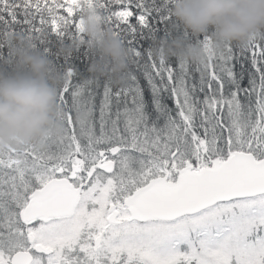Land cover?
I'll use <instances>...</instances> for the list:
<instances>
[{
    "label": "snow or ice",
    "instance_id": "snow-or-ice-1",
    "mask_svg": "<svg viewBox=\"0 0 264 264\" xmlns=\"http://www.w3.org/2000/svg\"><path fill=\"white\" fill-rule=\"evenodd\" d=\"M173 3L0 0V59L18 32L64 78L62 133L0 148V264H264V36L218 47ZM88 8L132 53L122 83L59 54ZM177 38L204 61L157 51Z\"/></svg>",
    "mask_w": 264,
    "mask_h": 264
},
{
    "label": "clouds",
    "instance_id": "clouds-1",
    "mask_svg": "<svg viewBox=\"0 0 264 264\" xmlns=\"http://www.w3.org/2000/svg\"><path fill=\"white\" fill-rule=\"evenodd\" d=\"M172 16L193 36L211 34L218 47L226 43H247L254 36H264V0H174ZM86 40L58 47L61 56L75 54L77 47H88L93 60L90 74L103 79L112 76L122 83L132 61L126 45L107 28L94 8L84 14ZM15 73L0 67V148L26 144L44 146L47 137L63 131L57 103L58 87L63 75L52 59L28 43L24 36L7 37ZM165 55L201 63L204 51L194 42L177 38L157 42Z\"/></svg>",
    "mask_w": 264,
    "mask_h": 264
},
{
    "label": "trees",
    "instance_id": "trees-1",
    "mask_svg": "<svg viewBox=\"0 0 264 264\" xmlns=\"http://www.w3.org/2000/svg\"><path fill=\"white\" fill-rule=\"evenodd\" d=\"M57 47H59V46L57 45ZM37 49L39 51L44 52L43 46L37 45ZM9 51L10 50L7 47L4 49V58L0 59V67H3L7 73L12 74V73H15L17 71V68H16V65L14 62H10L7 64L5 63L6 60L11 59V55L8 54ZM49 58L53 60V57L49 56ZM169 103H171V102L169 101Z\"/></svg>",
    "mask_w": 264,
    "mask_h": 264
}]
</instances>
